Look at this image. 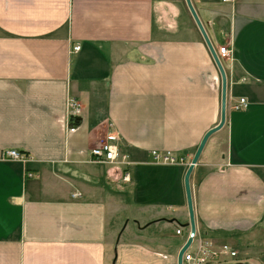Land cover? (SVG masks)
<instances>
[{"label":"crops","instance_id":"obj_1","mask_svg":"<svg viewBox=\"0 0 264 264\" xmlns=\"http://www.w3.org/2000/svg\"><path fill=\"white\" fill-rule=\"evenodd\" d=\"M191 2L229 50L225 121L189 176L195 231L264 264V0ZM220 87L185 0H0V264L176 262L186 167L150 150L190 160L219 121ZM239 97L246 107L232 108ZM107 132L128 182L89 160ZM7 148L29 159L1 158Z\"/></svg>","mask_w":264,"mask_h":264},{"label":"built area","instance_id":"obj_2","mask_svg":"<svg viewBox=\"0 0 264 264\" xmlns=\"http://www.w3.org/2000/svg\"><path fill=\"white\" fill-rule=\"evenodd\" d=\"M223 1H231V0H223ZM79 49V45L76 44L73 47V50ZM216 54L220 61L222 58L226 57L229 55V50L225 45H219L217 48H215ZM247 105V101L244 97H239L232 105V108L234 109H243ZM150 155L152 157V160H155V162H158L160 160L166 162L170 161L172 164L174 162L182 163L184 161L183 156H178L174 153H172L169 150L165 151H158L155 149L150 150ZM1 158H11V159H16L22 162H25L26 160L29 159L27 153L24 151H20L18 149H13V148H7L1 151ZM89 160L93 162H100V163H109V164H114L117 162H124L126 163L125 165H130L131 161L128 158V155L121 152L119 150V147L117 143L105 140V141H100L97 142L95 145H93L89 151ZM127 173L126 172L125 178H127ZM33 175L32 172L27 171V176L31 177ZM176 232L181 234V229L177 226L176 227ZM191 244V243H190ZM189 244V246H190ZM210 242L209 241H200L197 247H195L193 250L189 248V246L185 249V251L182 254V262H189L191 264L198 263L200 260V257L202 254L206 251H212L214 254L221 252H230L231 255H234V251L230 250V247L228 244H221L218 248L217 251L212 250L210 248Z\"/></svg>","mask_w":264,"mask_h":264},{"label":"rangeland","instance_id":"obj_3","mask_svg":"<svg viewBox=\"0 0 264 264\" xmlns=\"http://www.w3.org/2000/svg\"><path fill=\"white\" fill-rule=\"evenodd\" d=\"M215 49V48H214ZM219 119H220V115H219ZM219 122V121H218ZM105 140H109V141H112V142H115V143H117V141H116V137L115 136H113V135H111V133L110 132H107V134H106V136H105V138L103 139V141H105ZM117 145H118V143H117ZM118 147H119V145H118ZM192 158V157H191ZM191 160V159H190ZM190 160H187V159H185L184 158V161L182 162V163H178V162H174L173 164H182L184 167H186L187 168V165L189 164V162H190ZM154 162H155V160H153ZM155 163H157V164H172V162H170V161H166V162H164V161H162V160H160V161H158V162H155ZM126 163H124V162H117V163H114V164H111L110 166H113L112 168L114 169V171H115V173H114V175L113 176H116L115 177V179H116V181L117 180H119L120 182H128V181H130L131 180V174L129 173V171H128V168H129V165H125ZM196 164V163H195ZM126 172H128L127 173V178H125V173ZM33 176V175H32ZM122 191H119V195H121V198L122 199H124V196L125 195H127L126 197H127V199H128V201H129V198H128V193H126V192H123V188L121 189ZM112 192V191H111ZM122 192V193H121ZM116 194H118L117 192H115ZM114 193V194H115ZM124 193H125V195H124ZM157 209H156V207H153V211H151V213H154L155 211H156ZM133 212H135V215L137 214V212H139L140 213V211L139 210H137V209H134V211ZM149 213H147V214H143V215H148ZM187 214H188V211H187ZM140 216V219H142V221L141 222H139V221H133L131 218H129V217H127V219H125L124 220V227H122V230L125 228V226H126V229H125V231H128L129 232V230H128V228L130 229V231H135V228L137 227V226H143V224L144 223H142V222H147L146 220V218H144V217H142L141 215H139ZM134 217V216H133ZM188 217V216H187ZM173 217H170V219H169V222L170 221H173L174 219H172ZM188 221V219L187 220H185L184 222H180V224H178V227L181 229V234H183V232L185 233L184 234V238H183V243L185 242V240H186V238L190 235V228H189V226L188 225H185V223ZM115 222H116V224H115ZM121 222L122 221H120V218L119 217H116L115 219H114V224H115V226H119L120 224H121ZM183 229H185V231H183ZM122 232V231H121ZM127 232V233H128ZM153 233V232H152ZM175 233L176 234H180V233H177L176 232V229H175ZM134 233H129L128 235L129 236H132ZM149 233H145V235H148ZM143 235V234H142ZM143 236V243H146L147 245H150V246H152V247H156L157 249H159L158 247H160L162 244H157V242L155 241V239L154 240H149V239H146V237L147 236ZM191 238H192V240H191V244H190V246H189V248H190V250L192 249H194L195 247H197V245L199 244V242L200 241H209L210 242V248L212 249V250H215V251H217L218 250V248H219V246L221 245V244H218V245H216V244H214L211 240H209V239H206V238H202L201 236H199L198 235V233H196V231L191 235ZM182 243V244H183ZM223 244H227V243H223ZM228 246L230 247V250H233L234 251V255H231V253L230 252H219V253H217V254H214L212 251H206V252H204L203 254H202V256L200 257V260H199V262L198 263H195V264H243L244 263V261L242 262V258H240V256H239V253L238 252H236L234 249H232L231 248V246L228 244ZM264 260V259H263ZM172 264H176V262H174V261H172L171 262ZM185 263H187V264H191V263H189V262H183V264H185Z\"/></svg>","mask_w":264,"mask_h":264},{"label":"water","instance_id":"obj_4","mask_svg":"<svg viewBox=\"0 0 264 264\" xmlns=\"http://www.w3.org/2000/svg\"><path fill=\"white\" fill-rule=\"evenodd\" d=\"M186 6L189 10V13L191 14L204 42L207 45V48L211 54L212 59L214 60L217 69L220 73V77H221V87H220V119L219 122L210 127L209 129H207L205 131V133L203 134L200 142L198 143L196 150L189 162V164L187 165V168L185 170L184 176H183V183H184V189H185V196H186V204H187V211H188V221L185 223V225H188L190 228V235L186 238L185 242L181 245V247L179 248L178 252H177V257H176V264H183L182 262V254L185 251V249L189 246L192 238L191 235L195 232V219H194V211H193V204H192V196H191V189H190V183H189V176L190 173L195 165V163L197 162L199 155L203 149V146L208 138V136L216 131L217 129H219L224 121H225V112H226V77H225V73H224V69L222 67L221 61L218 58L216 51L214 49V47L212 46L209 37L203 27L202 22L200 21L194 7L193 4L191 2V0H185ZM79 117L76 115H72L71 116V120L73 121H77Z\"/></svg>","mask_w":264,"mask_h":264}]
</instances>
